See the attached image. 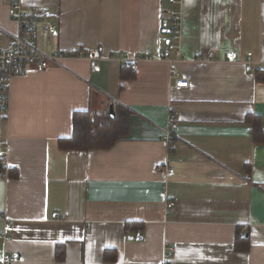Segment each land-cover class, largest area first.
<instances>
[{
  "label": "crops",
  "instance_id": "0c3cea01",
  "mask_svg": "<svg viewBox=\"0 0 264 264\" xmlns=\"http://www.w3.org/2000/svg\"><path fill=\"white\" fill-rule=\"evenodd\" d=\"M15 1L42 7L56 24L54 35L36 36L40 51L100 49L106 59L97 72L67 58L11 78L0 117L9 167H0V232L6 221L13 231L0 257L162 264L170 242L172 264H264V135L244 121L258 117L264 132V74L241 62L195 60L236 50L264 61V0H181L175 68L189 86L179 90L170 88L169 62L142 61L131 72L117 58L174 57L161 19L168 0H0V29L10 35ZM110 104L128 112L113 144L59 145L73 134L75 112L103 117ZM170 113L178 137L171 151L162 139Z\"/></svg>",
  "mask_w": 264,
  "mask_h": 264
},
{
  "label": "built area",
  "instance_id": "2783aa9c",
  "mask_svg": "<svg viewBox=\"0 0 264 264\" xmlns=\"http://www.w3.org/2000/svg\"><path fill=\"white\" fill-rule=\"evenodd\" d=\"M180 2L181 0H168L170 6L161 13V19L165 23L169 34L167 50L173 51L174 57H169L168 55H160L158 57L140 54L129 55L123 52L117 55L120 61L126 62L131 72H136L139 63L142 61L158 60L169 62L171 64L169 78L172 80L170 88L175 90L189 86L188 80L183 78L175 68V64L182 60L179 45L181 34ZM9 17L17 23V33L10 35L0 29V117H6L9 111L11 78L25 73L29 66L33 65L36 70L42 71L51 64L59 63L63 59L75 58L87 60L90 71L97 72L100 70V62L106 59L100 49L87 51L55 50L49 53L40 51L33 43L36 36L40 32L54 35L56 33V24L51 20V15L38 5L23 7L19 1L11 2ZM4 40L6 41L5 43H3ZM195 60L199 62H241L249 71L264 72V61L254 59L251 51H247L244 56H240L236 50H227L221 56H216L214 52L209 51L206 55H198ZM176 128L175 116L170 113L162 134V139L169 151L177 146ZM5 156V149H0V167L2 172H7L9 168L5 161ZM168 172L172 173L173 169L169 168ZM172 207L173 203L168 202L165 207L166 212ZM12 231V223L6 221L3 231L0 232V242L7 240ZM173 251V245L170 242H164L162 264H172ZM21 259L22 257L17 253L4 254L0 257V264H13Z\"/></svg>",
  "mask_w": 264,
  "mask_h": 264
},
{
  "label": "trees",
  "instance_id": "16d2710c",
  "mask_svg": "<svg viewBox=\"0 0 264 264\" xmlns=\"http://www.w3.org/2000/svg\"><path fill=\"white\" fill-rule=\"evenodd\" d=\"M261 73L264 74V72ZM127 117L128 112L120 107H114L113 118L108 112L103 117L94 116L93 118H90L88 112H75L73 114V134L70 138L61 139L59 145L62 148L81 150L108 147L126 132ZM244 121L252 125L251 132L255 135L258 133L264 135L258 117L252 114L246 115ZM262 137L264 136L259 138Z\"/></svg>",
  "mask_w": 264,
  "mask_h": 264
},
{
  "label": "water",
  "instance_id": "95a60500",
  "mask_svg": "<svg viewBox=\"0 0 264 264\" xmlns=\"http://www.w3.org/2000/svg\"><path fill=\"white\" fill-rule=\"evenodd\" d=\"M108 113H109V116L113 118V115H114L113 104H110Z\"/></svg>",
  "mask_w": 264,
  "mask_h": 264
}]
</instances>
